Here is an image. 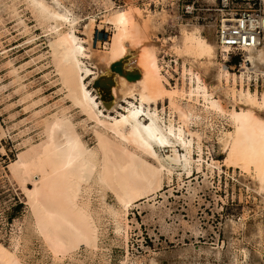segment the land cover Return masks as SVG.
Instances as JSON below:
<instances>
[{"label":"bare ground","instance_id":"obj_1","mask_svg":"<svg viewBox=\"0 0 264 264\" xmlns=\"http://www.w3.org/2000/svg\"><path fill=\"white\" fill-rule=\"evenodd\" d=\"M17 2L32 11L39 26H45L62 89L84 118L75 122L65 112H57L43 123L44 139L36 145L27 139V150L9 166L26 199L35 230L53 255L96 249L98 228L89 210L90 187L109 191L126 209L156 195L174 172L190 175L194 169L200 171L203 126L216 132L218 152L227 155V164L244 172L251 181L248 189L264 205V98L258 101L250 88H243L253 76L254 80L259 75L264 78V47L245 50L237 90L236 73L230 74L226 64L227 48L220 46L216 35V21L208 27L179 24L174 8V14L164 7L154 11L133 6L113 10L110 0H102L109 9L102 22L112 27L113 36L111 43L98 51L91 47L95 21H89L84 28L86 39H80L75 27L79 18L62 0H0V26L4 24L2 13L6 12L29 32L17 13ZM210 3L215 5L216 1ZM176 26L175 36L159 39L167 28ZM218 50L222 63L217 60ZM160 53L181 59L180 88H167L169 82L159 65ZM120 61L124 73L135 72L140 77L129 81L112 72L111 67ZM6 66L21 86L12 61ZM39 92L26 93L25 98ZM99 93L103 103L97 100ZM137 99L139 105L134 103ZM44 100L38 99L34 105ZM165 101L167 112L164 108L158 111L157 104L164 105ZM119 109H125L124 113ZM219 118H224L230 129L218 128ZM86 134L92 135L93 147L84 140ZM162 150L167 154L163 155ZM105 199L106 195L102 196L99 203L107 209ZM242 224L244 228L246 224ZM234 225L230 222L227 229ZM253 231L257 237L264 234L259 223ZM76 254L78 258L86 256L83 250ZM260 257L258 252L254 255L255 263ZM19 259L0 244V264H22ZM70 260L66 257L58 264H73ZM151 264L158 263L152 260Z\"/></svg>","mask_w":264,"mask_h":264},{"label":"rangeland","instance_id":"obj_2","mask_svg":"<svg viewBox=\"0 0 264 264\" xmlns=\"http://www.w3.org/2000/svg\"><path fill=\"white\" fill-rule=\"evenodd\" d=\"M110 1L113 3V10L133 6L154 11L164 7L174 14V8L180 17L179 24L190 23L208 27L216 21L212 11L214 6L210 0ZM62 3L79 18L75 27L76 35L80 39H86L84 28L90 20H94L91 47L103 51L105 45L111 43L113 29L102 22L109 9L105 8L102 0H62ZM188 5H194L192 14L186 13ZM16 6L17 13L26 22L29 32H25L23 27L18 25L17 18L9 16L6 12L2 13L4 24L0 26V244L16 254L22 264H51L49 256L53 258L54 264L62 262L66 257L71 259L73 264H151L152 260L158 264H264V234L257 237L253 231L258 223L264 230V205L259 197L248 189L251 181L245 177L244 172L233 164H227V155L218 152L216 132L213 133L209 126L202 127L205 136L203 166L200 171L194 169L190 175L186 172H174L170 181L164 180L156 195L137 201L126 209L116 202L109 191L104 192L98 186L90 187L89 210L98 228L96 249L80 248L70 254L53 255L45 240L35 230L26 199L9 166L16 161L20 153L27 150V139L33 145L44 139L43 123L57 112H65L64 114L72 117L75 122L84 118L78 113V109L72 106L62 89L60 77L49 53L51 37L45 33V26H39L32 11L26 8L24 3L17 2ZM177 28L178 26L167 28L165 36H159V39L169 40L171 36L176 35ZM153 40H157V37ZM84 46L87 48V45ZM173 56L171 53L158 54L162 75L169 82L166 85L168 89L180 88L183 82L182 61ZM217 60L222 63L220 50ZM9 61L18 69L21 86L6 66ZM238 62L239 58H235L227 65L234 66ZM25 64L28 65L24 66ZM229 70L232 75L236 73V89L239 90L240 68ZM257 79L254 80L253 76L249 85L245 81L243 88H250L251 94H256V99L262 101L264 78L259 75ZM38 90L40 92L30 99L25 98L26 93ZM41 98L45 100L34 105ZM97 100L104 102L100 93ZM134 103L139 105L138 99ZM125 107L127 106L123 105V108ZM43 108L46 109L41 112ZM157 108L158 111L164 108L167 112L168 102L165 101L164 105L159 102ZM122 111L125 109H119V112ZM217 123L218 128L224 126L223 130L230 129L224 118H219ZM78 131L80 132L79 129ZM83 137L90 147L95 145L91 141V134ZM167 152L162 150L163 155ZM104 195L107 209L99 203ZM230 222L235 225L228 230L227 225ZM242 223L246 224L245 229ZM81 250L86 256L78 258L76 253ZM256 251L261 255L258 263L254 261Z\"/></svg>","mask_w":264,"mask_h":264},{"label":"built area","instance_id":"obj_3","mask_svg":"<svg viewBox=\"0 0 264 264\" xmlns=\"http://www.w3.org/2000/svg\"><path fill=\"white\" fill-rule=\"evenodd\" d=\"M214 9L220 46L226 47L229 57L226 64L239 58L240 68L246 49L264 47V0H215ZM194 5L187 6L186 13L192 14Z\"/></svg>","mask_w":264,"mask_h":264},{"label":"water","instance_id":"obj_4","mask_svg":"<svg viewBox=\"0 0 264 264\" xmlns=\"http://www.w3.org/2000/svg\"><path fill=\"white\" fill-rule=\"evenodd\" d=\"M111 71L112 72H116L120 75H124L126 77V79H128L129 81H132V80H136L140 77L139 74L137 73H132V72H123V67H122V61L114 64L112 67H111ZM99 86V81H96L95 82V87Z\"/></svg>","mask_w":264,"mask_h":264}]
</instances>
